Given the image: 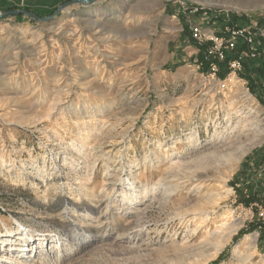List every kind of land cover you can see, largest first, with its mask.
Instances as JSON below:
<instances>
[{"label":"rangeland","instance_id":"obj_1","mask_svg":"<svg viewBox=\"0 0 264 264\" xmlns=\"http://www.w3.org/2000/svg\"><path fill=\"white\" fill-rule=\"evenodd\" d=\"M223 16L264 24V0L0 17V264L32 263L73 224L87 234L67 264H264V103L239 80L219 89L182 41Z\"/></svg>","mask_w":264,"mask_h":264},{"label":"built area","instance_id":"obj_2","mask_svg":"<svg viewBox=\"0 0 264 264\" xmlns=\"http://www.w3.org/2000/svg\"><path fill=\"white\" fill-rule=\"evenodd\" d=\"M188 28L192 40L198 44L207 43L203 58L197 62L196 67L200 69V66L205 63L207 65L206 77L215 80L219 89L227 88L235 80L247 84V80L239 75L245 57L256 56L257 65L264 66V24L252 21L238 23L228 16H223L212 20L211 24L203 19L199 22H190ZM240 46L241 50L237 56H232ZM224 61L227 72L220 78L217 76V71L220 62Z\"/></svg>","mask_w":264,"mask_h":264},{"label":"bare ground","instance_id":"obj_3","mask_svg":"<svg viewBox=\"0 0 264 264\" xmlns=\"http://www.w3.org/2000/svg\"><path fill=\"white\" fill-rule=\"evenodd\" d=\"M78 233H80V235L85 236L87 234V230H85V228L79 224H73L71 227L59 229L56 233L53 234V237L56 238L58 241V246H54V245L52 246L51 245L47 249V252L45 253V255H40L32 263H28V262L24 263V262H22L21 259H16V260L7 259V260L10 262H13V264H43V263L67 264V262H69L72 258V248L75 245H81V244H82L81 248H83L85 246V244H83L82 241L76 239V237H77L76 235H79ZM231 233H233V231L230 230L226 233L225 236L228 237V236H230ZM37 235L38 234H32V233L28 234L29 237L32 236L33 240H38L36 242L37 245L33 247V248L38 249L40 247V243H41L40 241L44 240V238L39 239L37 237ZM95 239H97V237L92 236V241H94ZM27 240H28V238H26V237H16L15 240L12 241V243L14 244V246L15 245H18V246L22 245V247H23L24 245L27 246V243H26ZM242 241H244V238L241 240V242ZM21 243H23V244H21ZM30 248L32 249V247H29V250H30ZM22 249H24V248H22ZM53 252H57V255H58L57 259L53 258V256H52Z\"/></svg>","mask_w":264,"mask_h":264},{"label":"trees","instance_id":"obj_4","mask_svg":"<svg viewBox=\"0 0 264 264\" xmlns=\"http://www.w3.org/2000/svg\"><path fill=\"white\" fill-rule=\"evenodd\" d=\"M232 20H237L236 19H232ZM190 40L192 41L193 44H197L198 46V54H197V61H201L203 58V53H204V49L207 45V43L205 44H198L196 41L192 40L190 38ZM258 48V47H257ZM241 50V46L238 47L236 49V51L232 54V56H237L238 52ZM257 57H252L249 59H244L242 61L243 67L242 70L240 72V77L245 78L247 80L248 83V87L250 89V91H253L254 93H257V96L260 98L261 102L264 103V66L263 65H257ZM200 69L202 71H207V65L205 63H203L200 66ZM227 72V66H226V62H220L219 64V68L217 71V76L222 78L225 73ZM254 201V195H247V196H242L240 202H242L244 205H249L251 202ZM261 238V236H260ZM221 255H219L217 257L216 260H214V262H218L220 260Z\"/></svg>","mask_w":264,"mask_h":264},{"label":"water","instance_id":"obj_5","mask_svg":"<svg viewBox=\"0 0 264 264\" xmlns=\"http://www.w3.org/2000/svg\"><path fill=\"white\" fill-rule=\"evenodd\" d=\"M96 1L97 0H67L61 3L59 6H57V8L50 15H47V16H38L34 14L33 12L28 11L26 9L0 10V17L5 16V15L23 14L35 21H46L50 19H55L58 16L59 12L69 5H72V4L90 5L92 3H95Z\"/></svg>","mask_w":264,"mask_h":264},{"label":"crops","instance_id":"obj_6","mask_svg":"<svg viewBox=\"0 0 264 264\" xmlns=\"http://www.w3.org/2000/svg\"><path fill=\"white\" fill-rule=\"evenodd\" d=\"M6 1L7 0H0V7H3L5 8V6H7L8 4H6ZM20 2V4H23L24 2V5H30V3L32 4L33 0H17ZM182 41L184 43V45H186V47L190 44H192V41L189 39V37L187 35H183L182 37Z\"/></svg>","mask_w":264,"mask_h":264}]
</instances>
